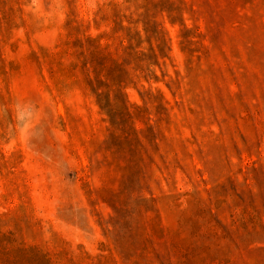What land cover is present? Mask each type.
Here are the masks:
<instances>
[{"label": "rangeland", "instance_id": "374dc122", "mask_svg": "<svg viewBox=\"0 0 264 264\" xmlns=\"http://www.w3.org/2000/svg\"><path fill=\"white\" fill-rule=\"evenodd\" d=\"M0 109V264H264V0H0Z\"/></svg>", "mask_w": 264, "mask_h": 264}, {"label": "clouds", "instance_id": "9594fccd", "mask_svg": "<svg viewBox=\"0 0 264 264\" xmlns=\"http://www.w3.org/2000/svg\"><path fill=\"white\" fill-rule=\"evenodd\" d=\"M12 111L17 131L27 139V133L34 127V122L38 118L37 106L31 101L17 102L12 106Z\"/></svg>", "mask_w": 264, "mask_h": 264}]
</instances>
